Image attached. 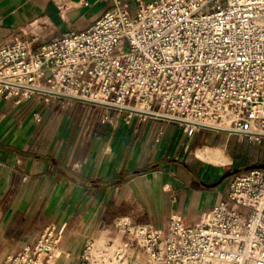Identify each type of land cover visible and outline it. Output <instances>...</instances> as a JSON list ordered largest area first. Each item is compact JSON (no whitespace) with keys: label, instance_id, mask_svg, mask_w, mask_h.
<instances>
[{"label":"built area","instance_id":"2783aa9c","mask_svg":"<svg viewBox=\"0 0 264 264\" xmlns=\"http://www.w3.org/2000/svg\"><path fill=\"white\" fill-rule=\"evenodd\" d=\"M35 43L0 44L6 98L69 97L197 128L226 121L222 131L264 142V0H153L134 15L117 4L86 30ZM127 232L145 257L89 238L79 264H264V168L234 174L197 225L175 215L165 231ZM58 244L47 228L0 264H53Z\"/></svg>","mask_w":264,"mask_h":264},{"label":"crops","instance_id":"0c3cea01","mask_svg":"<svg viewBox=\"0 0 264 264\" xmlns=\"http://www.w3.org/2000/svg\"><path fill=\"white\" fill-rule=\"evenodd\" d=\"M151 1L0 0V44L33 37L44 44L86 30L117 4L134 15ZM45 98L0 94V263L47 228L59 238L54 264H79L89 238L126 241L131 226L165 231L175 215L197 225L227 198L230 180L218 183L227 170L264 163V142L75 98ZM212 149L227 161L197 155ZM124 247L129 252L131 245Z\"/></svg>","mask_w":264,"mask_h":264},{"label":"rangeland","instance_id":"374dc122","mask_svg":"<svg viewBox=\"0 0 264 264\" xmlns=\"http://www.w3.org/2000/svg\"><path fill=\"white\" fill-rule=\"evenodd\" d=\"M38 45H40V43L39 44H37V46ZM205 136H204V139L206 140V137H208V136H211V135H209V133H205L204 134ZM237 136V139H239V136L238 135H236ZM243 144V143H242ZM247 145H250L251 147H253L254 146V144L253 143H247ZM255 148H258L257 146H254ZM260 151L264 154V143H263V145H261V147H260ZM235 165H239L238 163H235ZM240 166V165H239ZM231 178L232 177H230V178H227V179H229V180H231ZM123 222H125L124 220H119L117 223H123ZM125 235H129L128 234V232H126L125 233ZM130 236V235H129ZM33 237L32 236H29V237H27V238H24V240H31ZM126 241L124 240V241H122L120 238L118 239V241L117 240H114V239H112V240H110V242H108L109 241V239L107 240H96V246H97V248L98 249H101V248H108V250L111 252V254H113V251L115 250V249H117V248H125L124 246H125V244L127 243V242H129L130 243V245H131V247L129 248V252H128V254L129 255H137V256H139V257H145V255H144V251L142 250V247H141V243H138L137 241H132L131 240V238L129 239L128 238V240H127V236H126ZM22 245H23V243H21ZM13 245H15V244H13ZM30 245V244H29ZM25 246H28V245H25ZM12 246H10V248H11ZM17 250H19V249H17ZM60 257H61V255H60ZM54 260L55 259H53L52 260V262H54Z\"/></svg>","mask_w":264,"mask_h":264},{"label":"bare ground","instance_id":"6f19581e","mask_svg":"<svg viewBox=\"0 0 264 264\" xmlns=\"http://www.w3.org/2000/svg\"><path fill=\"white\" fill-rule=\"evenodd\" d=\"M90 100H96L97 98H95L94 95H91L88 97ZM134 110H144L142 105H137L136 108ZM204 124L208 125V126H212L215 128H223V129H228L229 124L226 121H222V122H218L215 120H211V119H206L204 120ZM197 155L200 156L201 158L205 159V160H209L211 162L214 163H223L227 161V158L225 157V155L223 154V152L219 149H212V150H208V153L203 152L202 150H198L197 151ZM52 262V260H51ZM54 264V262H52Z\"/></svg>","mask_w":264,"mask_h":264},{"label":"water","instance_id":"95a60500","mask_svg":"<svg viewBox=\"0 0 264 264\" xmlns=\"http://www.w3.org/2000/svg\"><path fill=\"white\" fill-rule=\"evenodd\" d=\"M209 129H213V130H220L222 131V129H219V128H214V127H207ZM252 168H264V163L262 164H253V165H248L244 168V170H249V169H252ZM241 171L240 168H236L234 170H231V171H228V172H225L221 177L220 179L218 180V183L222 182L223 180L229 178L231 175H234L236 173H239Z\"/></svg>","mask_w":264,"mask_h":264},{"label":"flooded vegetation","instance_id":"af4514ba","mask_svg":"<svg viewBox=\"0 0 264 264\" xmlns=\"http://www.w3.org/2000/svg\"><path fill=\"white\" fill-rule=\"evenodd\" d=\"M231 170H232V169H229V170H227L226 172L231 171ZM232 176H233V175H231L230 177H232ZM230 177H229V178H230Z\"/></svg>","mask_w":264,"mask_h":264}]
</instances>
